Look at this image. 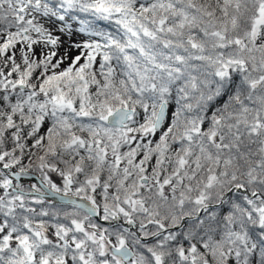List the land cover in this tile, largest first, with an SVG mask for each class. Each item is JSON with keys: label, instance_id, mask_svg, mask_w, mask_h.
Instances as JSON below:
<instances>
[{"label": "snow or ice", "instance_id": "obj_1", "mask_svg": "<svg viewBox=\"0 0 264 264\" xmlns=\"http://www.w3.org/2000/svg\"><path fill=\"white\" fill-rule=\"evenodd\" d=\"M0 264H264V0H0Z\"/></svg>", "mask_w": 264, "mask_h": 264}, {"label": "trees", "instance_id": "obj_2", "mask_svg": "<svg viewBox=\"0 0 264 264\" xmlns=\"http://www.w3.org/2000/svg\"><path fill=\"white\" fill-rule=\"evenodd\" d=\"M82 16V18H88V17H84L83 14H80ZM97 26L101 29H104V30H108V31H115V27L114 25L110 24L109 22H105V21H98L97 22ZM88 37L83 35V34H75L73 35L72 37V40L73 41H83L85 39H87ZM64 43H63V46L60 48V52L63 53L65 51V49L67 48V45L69 43L67 37H63L62 38ZM98 63H99V58H97V66H98ZM66 66V65H65ZM226 98V97H225ZM222 102V101H221ZM30 143V142H29ZM10 147V145H9ZM25 163H27V160H25ZM26 187V186H25ZM57 206H59L60 204H56Z\"/></svg>", "mask_w": 264, "mask_h": 264}, {"label": "water", "instance_id": "obj_3", "mask_svg": "<svg viewBox=\"0 0 264 264\" xmlns=\"http://www.w3.org/2000/svg\"><path fill=\"white\" fill-rule=\"evenodd\" d=\"M20 182L21 183H24V182L25 183H29V182L37 183V179L35 177H22ZM52 199H53L54 203H56V204H60L61 203L59 201V198L54 197Z\"/></svg>", "mask_w": 264, "mask_h": 264}, {"label": "rangeland", "instance_id": "obj_4", "mask_svg": "<svg viewBox=\"0 0 264 264\" xmlns=\"http://www.w3.org/2000/svg\"><path fill=\"white\" fill-rule=\"evenodd\" d=\"M53 179H54L57 183H59V178H58L57 176L53 175Z\"/></svg>", "mask_w": 264, "mask_h": 264}]
</instances>
